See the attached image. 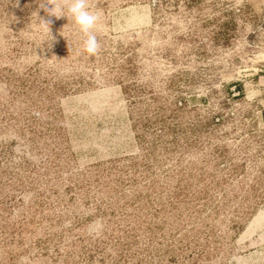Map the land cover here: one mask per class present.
I'll list each match as a JSON object with an SVG mask.
<instances>
[{"label": "rangeland", "instance_id": "rangeland-1", "mask_svg": "<svg viewBox=\"0 0 264 264\" xmlns=\"http://www.w3.org/2000/svg\"><path fill=\"white\" fill-rule=\"evenodd\" d=\"M0 264H264V0H0Z\"/></svg>", "mask_w": 264, "mask_h": 264}]
</instances>
